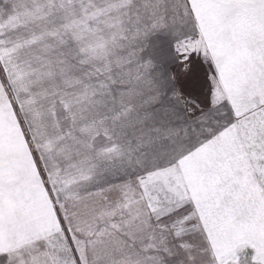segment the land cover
Wrapping results in <instances>:
<instances>
[{
	"label": "snow or ice",
	"instance_id": "1",
	"mask_svg": "<svg viewBox=\"0 0 264 264\" xmlns=\"http://www.w3.org/2000/svg\"><path fill=\"white\" fill-rule=\"evenodd\" d=\"M0 264H264V0H0Z\"/></svg>",
	"mask_w": 264,
	"mask_h": 264
}]
</instances>
